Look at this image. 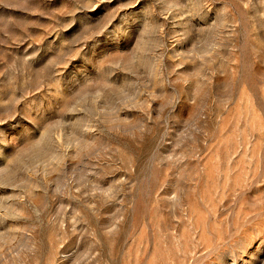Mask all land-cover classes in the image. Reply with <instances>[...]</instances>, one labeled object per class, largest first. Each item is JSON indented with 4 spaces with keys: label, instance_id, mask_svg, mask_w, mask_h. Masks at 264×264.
I'll return each instance as SVG.
<instances>
[{
    "label": "rangeland",
    "instance_id": "rangeland-1",
    "mask_svg": "<svg viewBox=\"0 0 264 264\" xmlns=\"http://www.w3.org/2000/svg\"><path fill=\"white\" fill-rule=\"evenodd\" d=\"M0 264H264V0H0Z\"/></svg>",
    "mask_w": 264,
    "mask_h": 264
}]
</instances>
